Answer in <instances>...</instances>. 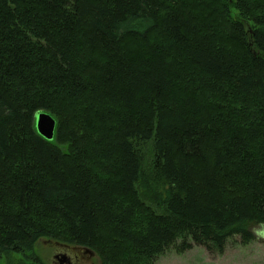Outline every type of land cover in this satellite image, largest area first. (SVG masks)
<instances>
[{
    "label": "trees",
    "instance_id": "1",
    "mask_svg": "<svg viewBox=\"0 0 264 264\" xmlns=\"http://www.w3.org/2000/svg\"><path fill=\"white\" fill-rule=\"evenodd\" d=\"M255 225L264 0H0V258L47 264L52 240L155 264Z\"/></svg>",
    "mask_w": 264,
    "mask_h": 264
},
{
    "label": "rangeland",
    "instance_id": "2",
    "mask_svg": "<svg viewBox=\"0 0 264 264\" xmlns=\"http://www.w3.org/2000/svg\"><path fill=\"white\" fill-rule=\"evenodd\" d=\"M254 240L248 244L241 242L239 236L233 238L221 254H209L203 247H194L185 253H178L174 248L168 249L156 260L155 264H264V226L252 227ZM54 248L42 240L36 245L35 252L47 264H53L51 257ZM9 262L4 256L1 264L30 263L25 256L14 254ZM86 264H101L97 254Z\"/></svg>",
    "mask_w": 264,
    "mask_h": 264
},
{
    "label": "flooded vegetation",
    "instance_id": "3",
    "mask_svg": "<svg viewBox=\"0 0 264 264\" xmlns=\"http://www.w3.org/2000/svg\"><path fill=\"white\" fill-rule=\"evenodd\" d=\"M42 241L54 248L51 257L53 264H86L95 256L82 246Z\"/></svg>",
    "mask_w": 264,
    "mask_h": 264
},
{
    "label": "water",
    "instance_id": "4",
    "mask_svg": "<svg viewBox=\"0 0 264 264\" xmlns=\"http://www.w3.org/2000/svg\"><path fill=\"white\" fill-rule=\"evenodd\" d=\"M36 127L43 137L46 139H53L55 136V129H56V119L47 112H41L36 116ZM56 244H61L60 242H55ZM92 253H95L94 250L85 248Z\"/></svg>",
    "mask_w": 264,
    "mask_h": 264
}]
</instances>
